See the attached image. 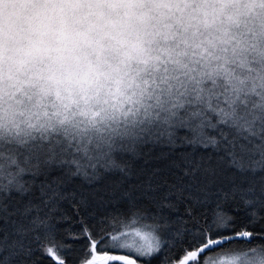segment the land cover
<instances>
[{"label": "snow or ice", "instance_id": "6c2138e0", "mask_svg": "<svg viewBox=\"0 0 264 264\" xmlns=\"http://www.w3.org/2000/svg\"><path fill=\"white\" fill-rule=\"evenodd\" d=\"M0 264H264V0H0Z\"/></svg>", "mask_w": 264, "mask_h": 264}, {"label": "trees", "instance_id": "16d2710c", "mask_svg": "<svg viewBox=\"0 0 264 264\" xmlns=\"http://www.w3.org/2000/svg\"><path fill=\"white\" fill-rule=\"evenodd\" d=\"M219 252V250H217ZM222 259H225V261L231 259V257L227 256V255H224V256H220L218 257V260H222Z\"/></svg>", "mask_w": 264, "mask_h": 264}, {"label": "rangeland", "instance_id": "374dc122", "mask_svg": "<svg viewBox=\"0 0 264 264\" xmlns=\"http://www.w3.org/2000/svg\"><path fill=\"white\" fill-rule=\"evenodd\" d=\"M223 261H225V259H222Z\"/></svg>", "mask_w": 264, "mask_h": 264}]
</instances>
